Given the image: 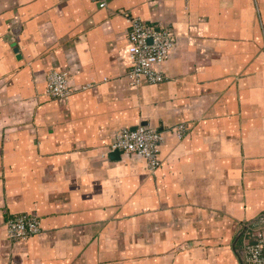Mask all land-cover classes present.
Returning a JSON list of instances; mask_svg holds the SVG:
<instances>
[{
  "label": "crops",
  "instance_id": "1",
  "mask_svg": "<svg viewBox=\"0 0 264 264\" xmlns=\"http://www.w3.org/2000/svg\"><path fill=\"white\" fill-rule=\"evenodd\" d=\"M107 2L0 0V264H246L264 219V0ZM124 11L177 33L164 82L132 85ZM52 70L68 99L46 94ZM139 124L163 135L155 171L111 150ZM19 213L41 233L10 238Z\"/></svg>",
  "mask_w": 264,
  "mask_h": 264
},
{
  "label": "built area",
  "instance_id": "2",
  "mask_svg": "<svg viewBox=\"0 0 264 264\" xmlns=\"http://www.w3.org/2000/svg\"><path fill=\"white\" fill-rule=\"evenodd\" d=\"M101 8L108 6L107 0H91ZM128 22V55L130 68L128 76L133 86L143 82L156 84L167 79L160 66L166 62L177 45V33L170 27L146 23L141 17L124 11ZM73 89L68 83V74L52 70L47 76L46 94L58 100L68 99ZM183 133V126L179 127ZM163 141L162 133L149 125L139 124L135 128H121L115 135L111 150L142 157L151 171L161 165L160 151ZM250 228L245 242L246 264H264V219ZM10 238L27 241L41 233V218L36 214L19 213L7 221Z\"/></svg>",
  "mask_w": 264,
  "mask_h": 264
},
{
  "label": "water",
  "instance_id": "3",
  "mask_svg": "<svg viewBox=\"0 0 264 264\" xmlns=\"http://www.w3.org/2000/svg\"><path fill=\"white\" fill-rule=\"evenodd\" d=\"M144 125H146V124H144ZM113 153H114V155H117V156L120 155V151H118V150H115Z\"/></svg>",
  "mask_w": 264,
  "mask_h": 264
}]
</instances>
